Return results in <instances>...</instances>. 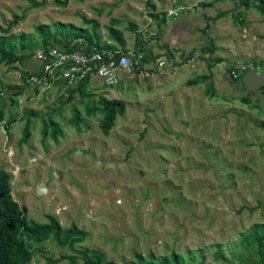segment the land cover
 <instances>
[{
  "label": "rangeland",
  "instance_id": "rangeland-1",
  "mask_svg": "<svg viewBox=\"0 0 264 264\" xmlns=\"http://www.w3.org/2000/svg\"><path fill=\"white\" fill-rule=\"evenodd\" d=\"M210 1L211 8L198 0H68L64 7L54 0H0V44L10 53L0 60V106L14 117L8 129L0 123V168L11 174V195L27 218L46 222L50 214L62 228L74 223L87 233L76 248L100 250L117 264H135L137 253L154 262L173 253L175 264L264 258V240L244 242L252 224L264 226V88L249 91L241 75L230 76L236 61L250 60L243 56L254 44L224 32L223 26L239 24L235 15L223 22L205 17L204 26L202 13L239 10L248 28L252 23L247 40L264 33V22L242 0L200 2ZM172 9L176 14L168 16ZM177 24L189 31L184 41L173 30ZM69 25L164 65L152 77H122L116 86L97 78L90 87L41 94L23 86L22 73L38 69L35 50ZM175 42L186 48L177 59ZM186 85L195 86L178 91ZM103 99L125 104L106 135L99 128ZM47 120L61 130L55 140L49 129L41 132ZM25 126L30 135L20 142ZM32 249L29 264L75 254L52 236Z\"/></svg>",
  "mask_w": 264,
  "mask_h": 264
},
{
  "label": "trees",
  "instance_id": "trees-1",
  "mask_svg": "<svg viewBox=\"0 0 264 264\" xmlns=\"http://www.w3.org/2000/svg\"><path fill=\"white\" fill-rule=\"evenodd\" d=\"M55 3L64 7L68 0H54ZM43 2V1H42ZM36 3L34 6H38ZM203 7L210 6V3H199ZM242 5L245 7L254 8L259 15L261 20L264 21V0H243ZM152 7H154L152 5ZM225 11L219 12L213 17H206L207 20L215 21L218 18L224 16ZM22 15H14L11 21V25L16 24L19 20L23 19ZM71 30L60 34V30L56 29V37L52 39L51 42L47 41L43 43L40 47H45L47 45H58L61 47H68L74 40H80L88 50L93 48H115L117 45L113 43H106L100 41L97 34L92 35L88 31L77 28L75 26L69 25ZM55 35V34H54ZM61 35V37H58ZM82 45V46H83ZM3 46L0 44V60L10 57V53L5 52ZM208 50H212V45L207 47ZM124 49V48H122ZM136 51V50H135ZM137 52V51H136ZM144 52V51H142ZM146 56V53L144 54ZM31 73H37V71H31ZM28 71H24L23 80L31 74ZM242 76V74H241ZM241 76L238 79H241ZM88 79V78H87ZM86 79V81H87ZM86 81L79 83L76 88L71 90H77L85 88ZM192 84V83H191ZM18 87V85H16ZM262 87L260 90H262ZM11 95H18L16 91L10 92ZM11 97V96H10ZM102 104L105 109L102 112V119L99 121V128L103 134H108L110 129L115 123V118L117 115H122L125 111V104L121 100H102ZM31 115H35L34 111H30ZM73 119L75 122L80 124L78 120V111L73 113ZM82 121V120H81ZM4 122L5 127L8 129L9 125L14 122V117L5 116L3 107L0 106V123ZM42 134H46L49 129L50 137L55 140L56 136L61 134V130L58 125L51 120L42 122ZM76 128L78 126L75 125ZM28 127H24L22 130V138L20 142H26L29 137ZM11 174L4 169L0 168V264H29L34 255V250L32 249L33 244H41L48 240L50 236L56 242L59 247H67L75 254H63L59 258H52L50 256L45 257V264H56L61 259H67L70 264H77L78 260L81 264H117L113 260H106L104 254L100 250L90 249L87 247L76 248L74 245L76 243H81L85 241L87 233L78 228L74 223H71L69 227L62 228L59 221L53 215H46V222H37L33 219H29L26 216V210L22 208L19 203L14 200L11 195L10 190ZM251 231L245 236V241L251 237L252 240L259 242L261 245L264 240V226L254 223L250 227ZM217 257L223 259V255L219 250V246L216 249ZM150 255L149 260L144 261L140 254H135V264H167L171 261V264L178 263L179 257L175 254H171L168 259L163 258L160 261L154 262L152 260V255ZM168 260V261H167ZM167 261V262H166ZM251 264H264V258L259 259Z\"/></svg>",
  "mask_w": 264,
  "mask_h": 264
},
{
  "label": "built area",
  "instance_id": "built-area-1",
  "mask_svg": "<svg viewBox=\"0 0 264 264\" xmlns=\"http://www.w3.org/2000/svg\"><path fill=\"white\" fill-rule=\"evenodd\" d=\"M176 9L168 10L167 15H175ZM109 43V42H108ZM80 40H74L68 47L47 45L35 50L34 58L38 61L37 73L29 74L23 86L41 94L51 88H76L92 77H97L107 86H116L121 78L126 80L136 76L139 79L152 77L164 65L162 59L156 64L148 62L147 54L135 49L102 48L88 50ZM230 76L237 78L247 71L259 73V68L250 62L237 61Z\"/></svg>",
  "mask_w": 264,
  "mask_h": 264
},
{
  "label": "crops",
  "instance_id": "crops-1",
  "mask_svg": "<svg viewBox=\"0 0 264 264\" xmlns=\"http://www.w3.org/2000/svg\"><path fill=\"white\" fill-rule=\"evenodd\" d=\"M201 0H198V3H197V5H199V3H202V2H200ZM208 3H210V6H208V8H211V6H213V2L212 1H210V2H208ZM242 3H243V0L241 1V5H242ZM239 5V4H238ZM201 6V5H200ZM244 6V5H243ZM203 7V6H202ZM239 7H240V5H239ZM239 7H237V8H239ZM223 11H225V14H224V16H222V17H220L219 19H220V22H223V21H221V20H226V19H228V16L230 15V17L231 16H233V15H235L237 18H238V20H240V22H239V24H237V23H235V22H232L231 24H230V26L229 27H231V29H228V25H226V26H223V28L224 29H226V31H224L225 33H228L229 35L232 33H234V35L232 36V38H234V36L237 34V36L239 37L240 35L242 36V38H244V39H241L242 41H239V40H237V42H239L240 44L241 43H243V45L244 46H247L248 44L246 43V42H248V41H251L253 44H254V49H253V52H251V53H249L248 54V56L246 57V56H243V57H245V58H248V59H250L249 61H242V62H245V63H247V62H250V63H252L253 65H255V66H257L258 68H259V73H261V72H263L264 71V33H260V32H258L257 33V37H256V39H252V40H247L248 39V37H249V34H248V32H249V30L251 29V27H252V23L250 24V28H248L247 27V24H246V22H245V18L239 13V10H237V11H226V10H223ZM220 12H222V11H220ZM235 12V13H234ZM202 15H203V18H204V26H206V21H205V17H210V16H207L205 13H202ZM260 16V15H259ZM257 18V17H256ZM258 18H261V16L260 17H258ZM181 19V18H180ZM249 20H250V17H249ZM209 21H211V20H209ZM247 21V20H246ZM248 22V21H247ZM264 22V21H263ZM250 23V22H249ZM180 24V23H179ZM179 24H177V26L173 29L174 31H175V33L176 34H178V35H180L179 36V38H180V40L181 41H184V38L186 37L185 35L189 32L187 29H185L184 27H182V26H180ZM238 31H241V32H239V33H237ZM244 35V36H243ZM227 41H229L231 44H234V43H236V41L235 42H233L232 41V39H227ZM211 42H213V40H211L210 41V43ZM219 42V41H218ZM223 42H225V39H224V41H222V44H223ZM214 43V42H213ZM246 43V44H245ZM215 44V43H214ZM172 47L173 48H177V52H175V51H173L172 50V52H173V54H174V59H177L178 58V54L179 53H182L183 51L184 52H186V48L184 47V43H179V44H177L176 42H175V44H173L172 43ZM126 49V48H125ZM206 49V48H205ZM208 49V48H207ZM231 49V48H230ZM163 49H161V53L163 52L162 51ZM216 51H219V50H216ZM206 53L207 52H211V50L209 51H205ZM226 53H227V50L225 51ZM157 58H163L162 56H160V57H157ZM192 60H194V58L192 57L191 58ZM237 60V59H236ZM239 60H241V58H239ZM223 61V60H222ZM195 62H196V60H195ZM237 62V61H236ZM196 64V63H195ZM183 66H187V64H184ZM192 66V65H191ZM193 66H194V64H193ZM258 73V72H257ZM95 78H97V77H92V78H90L89 80H87L86 81V84H85V88L88 86V87H90V83H91V81L93 80V79H95ZM98 79V82L99 81H101L99 78H97ZM196 79H198V76H193V77H191V79L190 80H192V81H195ZM157 83H161V84H163L165 81L163 80V79H161V78H157ZM167 81V80H166ZM174 81V80H173ZM187 81V80H186ZM185 81V82H186ZM174 82H176V81H174ZM193 84V83H192ZM165 86V85H164ZM190 86V87H189ZM186 85L185 87H183V88H181V89H179L178 91H181L182 89L183 90H185V91H191V87L193 88L195 85ZM96 87H98V84H96L93 88H96Z\"/></svg>",
  "mask_w": 264,
  "mask_h": 264
},
{
  "label": "water",
  "instance_id": "water-1",
  "mask_svg": "<svg viewBox=\"0 0 264 264\" xmlns=\"http://www.w3.org/2000/svg\"><path fill=\"white\" fill-rule=\"evenodd\" d=\"M241 82L249 91L257 92L264 86V71L261 73L247 71L241 76Z\"/></svg>",
  "mask_w": 264,
  "mask_h": 264
},
{
  "label": "clouds",
  "instance_id": "clouds-1",
  "mask_svg": "<svg viewBox=\"0 0 264 264\" xmlns=\"http://www.w3.org/2000/svg\"><path fill=\"white\" fill-rule=\"evenodd\" d=\"M167 14V13H166ZM168 16H171V15H168Z\"/></svg>",
  "mask_w": 264,
  "mask_h": 264
}]
</instances>
